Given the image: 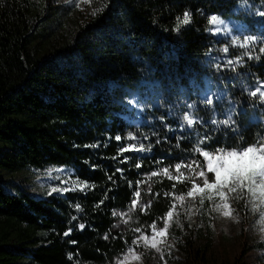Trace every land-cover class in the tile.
<instances>
[{
  "label": "trees",
  "instance_id": "obj_1",
  "mask_svg": "<svg viewBox=\"0 0 264 264\" xmlns=\"http://www.w3.org/2000/svg\"><path fill=\"white\" fill-rule=\"evenodd\" d=\"M234 4L89 0L88 18L68 28L69 3L0 0V171L60 166L78 183L35 194L0 177V264H109L190 187L154 169L203 168L195 147L264 136V0ZM212 15L225 22L219 32ZM246 35L256 44L232 43ZM190 104L202 123L189 128ZM229 114L232 126L211 123ZM139 144L145 150H122ZM133 199L128 226L113 228ZM246 248L227 264H244ZM183 261L206 264L189 252Z\"/></svg>",
  "mask_w": 264,
  "mask_h": 264
},
{
  "label": "rangeland",
  "instance_id": "obj_2",
  "mask_svg": "<svg viewBox=\"0 0 264 264\" xmlns=\"http://www.w3.org/2000/svg\"><path fill=\"white\" fill-rule=\"evenodd\" d=\"M51 1L69 3L70 8L66 17L68 28L82 24L91 12L89 0ZM236 3L242 6L241 0H236ZM237 5L234 4L235 10L240 9ZM253 9L255 10V7ZM192 168L194 171L182 167L177 172L174 165L168 170L171 175L165 173L164 168L153 170L156 174L165 175L173 180L189 181L190 187L184 194L170 196L169 207L160 221L153 223L157 229L155 236L153 224H150L147 233L135 235L132 244L109 264H185L183 260L188 252L206 264H227L232 262L241 247L246 245L248 248L244 250V264H264V203L256 200L247 188L237 192H228L225 189L222 199L215 189L203 188V178L196 175L201 168L195 164ZM11 175L14 180L23 182L35 194L60 188L63 183L70 186L78 185L69 171L60 166H46L39 170L26 169L13 174L0 171V177L7 178L8 182L12 179ZM207 175L211 182L214 177L212 174ZM148 182L145 190L149 188ZM193 183L199 185L203 191L197 189L192 191L190 196L188 192L192 190ZM209 196L212 199H208ZM202 198L203 204L200 203ZM136 200L131 201L126 212L115 216L113 228L122 230L128 226V218L132 213L130 211L135 205H140L138 203L133 205V201ZM217 204L221 206V210L213 211ZM254 204L259 205L255 210ZM169 212L172 213L171 216L168 215ZM165 223L168 225L166 229ZM161 229L163 231H160ZM129 248L132 249L131 252L128 251Z\"/></svg>",
  "mask_w": 264,
  "mask_h": 264
},
{
  "label": "snow or ice",
  "instance_id": "obj_3",
  "mask_svg": "<svg viewBox=\"0 0 264 264\" xmlns=\"http://www.w3.org/2000/svg\"><path fill=\"white\" fill-rule=\"evenodd\" d=\"M242 6H247V0H241ZM261 15H264V13H260ZM179 21V18H178ZM182 23L187 24L189 23V13L185 12ZM210 24L216 25V32L220 31L219 26L224 24L225 22L221 19H219L216 15H212L209 20ZM209 31H212V29H209ZM257 42V37L246 35L243 37V42H241L240 38H236L232 41L233 44L239 45L241 48H248L249 45H255ZM223 51L227 52V48L223 49ZM260 52L264 53V47L260 48ZM251 59V56H249ZM259 59V57H256ZM229 65H231L232 61L227 62ZM259 90V89H258ZM251 95H255V92L250 93ZM213 95L214 94H207L203 102L205 104L211 105L213 103ZM262 96H264V93H261ZM129 103H135V101H129ZM189 112L184 114L182 117V120L184 123L190 128L194 123H202L199 117H195L193 115V111L195 109L194 104L188 105ZM212 124L217 125V128L220 125L224 126H232L234 124V121L232 119V115L229 114L228 117L224 120L217 121L216 119H213L211 121ZM183 130V125L181 127V131ZM147 137H145L146 139ZM121 138L119 136L116 137V140L119 141ZM128 139L132 140L135 139V137L129 135ZM179 139V137L177 138ZM210 139V137L206 136L203 138V140L199 141L198 143H203L204 140ZM136 150V151H143L144 145L139 144L137 145H129L128 148H124L122 150ZM151 149V146H149L148 150ZM194 154H198L203 158L204 167L200 169L199 172L196 173L197 177L203 178V188L206 189H215L217 194L221 196L223 199L224 196V190L227 189L228 192H237L243 191V189L247 188L248 191L255 197L256 200H259L261 203H264V137L258 136L257 141L253 144H249L246 146H237L236 148L232 149H225V148H217L215 151H210L203 149L200 146H197L194 148ZM195 164L196 167H200L199 161H189L187 165L183 163H177L175 165V169L177 172L182 167H188L190 171H194L192 168V165ZM139 167V165H137ZM165 173H168V169H163ZM153 175H156L155 172L152 173ZM171 175L170 173H168ZM212 174L214 179L210 182L208 175ZM182 175V173H181ZM199 189L200 191H203L202 188H200L199 185L193 183V188L191 191L188 192V195H192V191H195ZM52 191H57V189H52ZM136 196H139V192L135 193ZM239 198V195H238ZM208 199H212L211 196L208 197ZM136 202L133 201V205ZM201 204L204 203L203 198L200 201ZM227 205L225 204V208ZM259 205L254 204L253 208L254 210L258 208ZM221 206L217 204L213 211H220ZM116 214L115 212L113 213ZM227 215L228 213L225 212ZM169 216L172 215L171 212L168 213ZM75 219V217H73ZM178 222V221H177ZM81 229L84 227V225H80ZM168 227L167 223L164 224V229ZM153 229V236L156 234V225H152ZM69 230L68 232H65L64 235L67 236L70 234ZM160 231H163L162 229ZM107 235L105 236V239H107ZM145 240L147 238L145 237ZM133 243L135 244L136 241L134 240ZM153 247H155V244H153ZM129 252L132 251L131 248L128 249ZM159 251V249H157Z\"/></svg>",
  "mask_w": 264,
  "mask_h": 264
},
{
  "label": "built area",
  "instance_id": "obj_4",
  "mask_svg": "<svg viewBox=\"0 0 264 264\" xmlns=\"http://www.w3.org/2000/svg\"><path fill=\"white\" fill-rule=\"evenodd\" d=\"M255 16L254 17H259V15L258 14H254Z\"/></svg>",
  "mask_w": 264,
  "mask_h": 264
}]
</instances>
